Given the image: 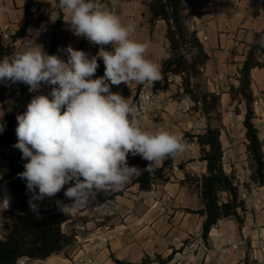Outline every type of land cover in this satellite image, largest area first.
<instances>
[{"label":"crops","instance_id":"0c3cea01","mask_svg":"<svg viewBox=\"0 0 264 264\" xmlns=\"http://www.w3.org/2000/svg\"><path fill=\"white\" fill-rule=\"evenodd\" d=\"M151 1L121 0L115 4V0H106L104 5L123 23L134 25L132 39L150 42L147 56L158 63L162 71V64L169 57L167 26L163 21L151 26L147 6ZM184 3L187 26L196 31L209 56L201 82L205 91L220 93V118L213 116L208 119L201 112L192 110V102L184 104L183 100L176 99L175 95L182 91V78L172 76L170 89L160 92L162 112L159 119L142 117V124L149 130L155 131L160 127L179 130L187 142L186 150L172 157L169 180L156 184L150 191H140L137 185H133V179L144 172L148 162L140 156L129 155L128 164L139 167L141 172L122 189L123 194L116 206L100 207L98 196L95 197L80 207V214L68 216L64 223V233L75 235V241L68 248L46 260L27 261L26 264H77L85 257L91 260V264H264V186H258L251 180L253 161L247 151L244 128L246 103L233 101L230 94L232 86L239 87V71L257 35L264 30L263 0H184ZM55 6L56 0H33L28 15L26 0H0V8L8 9L0 12V28L2 34L9 35L8 40L20 31L24 22H30L27 36L14 43L15 51L37 43L49 53L57 19ZM67 34L66 43L55 53L64 59L67 57L62 49L68 45L78 49L84 40L73 35L69 28ZM205 36L207 41L203 40ZM83 51L90 57L94 55L92 50ZM260 60L264 62V56ZM17 83L13 84L14 88ZM139 85L133 82V86L121 94L125 98L130 97L134 104ZM116 87L112 86L111 90L119 92ZM7 89L6 83H0V95L4 90V100L11 101ZM251 90L254 125L264 151V68L252 70ZM49 91L48 86L41 89L42 94ZM0 117L4 119L1 98ZM209 125L221 129L224 170L239 183L240 194L247 187H252L255 192L243 200L245 209L239 211L242 224L232 218L220 220L204 242L205 216L195 213L203 207L200 193L188 180L191 177L200 179L207 174L206 163L200 160L197 136L204 134ZM15 152V147L8 146L0 154V183L9 181L5 193L11 197V206L17 199L11 192L10 169L3 155L13 156ZM60 193L64 197L63 190ZM222 199L226 200L227 195L222 194ZM5 223L3 212L0 213V231ZM106 238H110L108 242H105ZM191 240H200L207 250L200 247L195 252H183L181 244ZM170 256L173 259L166 262Z\"/></svg>","mask_w":264,"mask_h":264},{"label":"clouds","instance_id":"9594fccd","mask_svg":"<svg viewBox=\"0 0 264 264\" xmlns=\"http://www.w3.org/2000/svg\"><path fill=\"white\" fill-rule=\"evenodd\" d=\"M57 7L73 35L99 46L97 54L90 57L68 45L62 49L64 59L35 43L0 57V83L20 82L36 93L16 116L13 145L26 161L17 176L32 193L29 209L38 213L37 201L63 190L72 202L57 204L62 213L72 214L101 193L122 190L140 174L139 167L128 164L129 155L148 162L144 171H154L165 158L183 153L187 142L179 130L146 128L130 97L111 90L133 82L151 87L162 78L161 66L147 56L150 42L132 39L134 25L123 23L100 0H58ZM99 60L102 76H96ZM43 86L50 88L48 94L41 93ZM182 102L189 104L191 98ZM10 206L11 197L0 196V213Z\"/></svg>","mask_w":264,"mask_h":264},{"label":"trees","instance_id":"16d2710c","mask_svg":"<svg viewBox=\"0 0 264 264\" xmlns=\"http://www.w3.org/2000/svg\"><path fill=\"white\" fill-rule=\"evenodd\" d=\"M105 1L101 0V3L105 4ZM32 5L33 0H26L28 15ZM57 5L58 0H56L54 11L59 13L60 18L53 26L52 46L49 54H55L66 43L68 37V23L63 20V13L59 11ZM147 6L150 11L149 22L152 27L157 21L165 22L167 26L166 38L169 43V57L162 64V78L150 88L154 92H167L173 83L171 77H181L182 91L177 93L175 98L183 100L185 96H188L194 104L193 111L201 112L208 119L213 116L219 119L221 116L220 96L205 91L201 82L209 56L197 37L196 31L187 26L185 14L187 7L184 0H152ZM26 26L27 22L8 41L4 40L0 28V57L16 52L13 45L19 37L26 36ZM262 40H264V30L257 35L256 42L250 48L239 71V87L232 86L230 88L233 101L246 103L244 128L248 140L247 151L253 161L251 180L258 186H264V151L259 132L254 125L251 72L256 68H264V62L260 60L264 56ZM78 49L92 50L96 55L99 46L90 45L84 39ZM100 61H98L99 68L96 76L104 74V64ZM13 84L10 81L6 82V85L11 88V101L4 100L0 95L5 125L4 132L0 134V154L3 148L15 145L16 116L26 111V106L33 96L25 84L18 82L15 88ZM143 86H138V92ZM197 144L201 149L200 160L206 163L207 174L200 179L191 177L188 181L200 193L203 207L195 213L205 216L202 237L204 242H207L212 228L220 220L232 218L242 224L243 219L239 215V211H244L245 203L240 199L239 183L224 170L221 129L209 125L204 134L197 136ZM15 149L16 152L13 156L3 155L9 165L10 188L17 202L4 212L6 223L0 231V264H17L24 258L31 261L46 260L53 255L62 253L75 241V235L65 234L62 228L68 220V216L60 211L57 204V201L61 202V193L50 199L37 201L39 204L38 213L29 209L28 200L32 193L27 190L26 182L17 176V173L24 170L23 165L26 161L21 159L20 150ZM171 170L172 157H168L161 167L155 168L154 171H144L133 179V185H137L140 191H150L156 184L167 182ZM122 194L123 190L102 193L97 197L98 204L100 207H114ZM222 194L227 195L226 200L222 199ZM172 259L173 256H170L166 262H170Z\"/></svg>","mask_w":264,"mask_h":264},{"label":"built area","instance_id":"2783aa9c","mask_svg":"<svg viewBox=\"0 0 264 264\" xmlns=\"http://www.w3.org/2000/svg\"><path fill=\"white\" fill-rule=\"evenodd\" d=\"M4 40L9 39L8 34H3ZM204 41H207V37H203ZM133 86V83H130L128 86L125 84H121L117 86V90L120 93H124L126 90L131 88ZM216 95H220V93H217ZM136 100L134 102V105L137 107L138 112L141 117H146L152 120L159 119V115L162 112V109L159 105V100H160V92H154L150 87H143L136 95ZM264 113V109H263ZM264 142V141H263ZM9 181L4 180L1 181L0 186L3 194H5V189L8 187ZM255 192V189L252 187H247V189L240 194V199L241 200H246L250 195H253ZM62 204H70L72 201L67 199L65 196L62 197L61 199ZM80 214V208L72 214H66L67 216H76ZM261 236V235H260ZM110 238H106L105 242H108ZM200 247L204 248L207 250L204 246V244L200 240H191L190 242L182 243L181 248L183 249V252H195L197 251ZM222 252H226V250H223ZM262 252H264V248H262ZM27 261H31L27 258L21 259L18 261L17 264H26ZM77 264H91V260L88 257H85L83 259H80L77 261Z\"/></svg>","mask_w":264,"mask_h":264},{"label":"rangeland","instance_id":"374dc122","mask_svg":"<svg viewBox=\"0 0 264 264\" xmlns=\"http://www.w3.org/2000/svg\"><path fill=\"white\" fill-rule=\"evenodd\" d=\"M121 0H115V4H118L119 2H120ZM27 22V26H26V36H27V29H28V27L30 26V22L29 21H26ZM25 23V22H24ZM24 25V24H23ZM22 25V26H23ZM26 36H24V37H26ZM24 37H19L18 38V40H22ZM21 47V46H20ZM19 47V48H20ZM24 49H26V47H23L21 50H24ZM100 63H102L103 64V61L101 60L100 61ZM8 87V89L7 90H9L10 91V95H11V88L9 87V86H7ZM138 93V92H137ZM3 94H4V90H2L1 91V95L3 96ZM10 97V96H9ZM12 100V99H11ZM102 194V193H101ZM101 194H99L98 196H100ZM61 199H62V197H61ZM62 203V202H61Z\"/></svg>","mask_w":264,"mask_h":264}]
</instances>
